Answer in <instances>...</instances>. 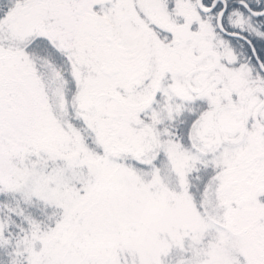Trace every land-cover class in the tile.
<instances>
[{
    "label": "snow or ice",
    "instance_id": "6c2138e0",
    "mask_svg": "<svg viewBox=\"0 0 264 264\" xmlns=\"http://www.w3.org/2000/svg\"><path fill=\"white\" fill-rule=\"evenodd\" d=\"M0 264H264V0H0Z\"/></svg>",
    "mask_w": 264,
    "mask_h": 264
}]
</instances>
